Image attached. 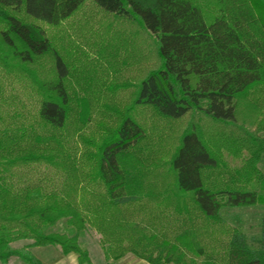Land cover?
Returning <instances> with one entry per match:
<instances>
[{"label":"trees","instance_id":"trees-1","mask_svg":"<svg viewBox=\"0 0 264 264\" xmlns=\"http://www.w3.org/2000/svg\"><path fill=\"white\" fill-rule=\"evenodd\" d=\"M212 1L209 16L201 0H91L55 35L47 27L88 0H0L15 58L51 57L50 76L27 79L19 99L35 105L30 123L9 122L0 101V264H43L12 248L19 239L93 264L78 241L87 227L110 263L264 264V0ZM138 33L151 53L138 55ZM82 48L111 61L93 67ZM186 118L163 159L145 149L152 123L172 124L160 131L175 140ZM256 205L250 244L222 212ZM62 218L72 234L48 231Z\"/></svg>","mask_w":264,"mask_h":264},{"label":"rangeland","instance_id":"rangeland-1","mask_svg":"<svg viewBox=\"0 0 264 264\" xmlns=\"http://www.w3.org/2000/svg\"><path fill=\"white\" fill-rule=\"evenodd\" d=\"M202 4H205L207 9H205V12L207 15H212L213 12L217 11L216 5L212 0H201ZM95 8L93 3H91V0H88V4L83 6L74 16L69 19L70 21L65 24H61V26L58 27H47V31L49 34H55L58 35L61 31L64 29H68L70 27L71 22L79 23V21L82 19L81 17L84 15L90 13L91 9ZM2 26V21L0 19V27ZM126 26V25H125ZM128 31L130 32L131 26L129 25V28L127 27ZM69 33V32H68ZM139 35L135 37L134 42L138 43L139 49L137 51L138 55L140 54V49H143V45L140 47V43H142L141 37L143 36L142 33H138ZM53 35V36H55ZM73 36V35H72ZM145 39V38H144ZM146 43V41L144 40ZM87 48V47H86ZM86 48H82V51H86V55L89 59L90 65H93L95 67L97 64L100 63L103 64H109V58H107V52L101 51V55L97 57V54L92 55V51L88 50ZM149 52L151 53L152 48L149 49ZM146 49H143L144 51ZM146 52V51H145ZM83 54H80L79 57H82ZM74 58V56H72ZM51 57L47 56L44 57L42 60L35 62L34 64H25L20 62L15 56L12 54L11 50L8 49L0 40V69L3 70L0 73V84L3 85L2 89V96L0 98V101L2 103L8 104V107L10 108V112L12 113L10 115V118L8 119L9 122L15 123V126H19L20 122L26 119V121L29 123L32 117L30 116L31 111L33 112V104L32 102L29 103L28 107H24L20 104V97L26 95L30 90L31 86L27 85V79L30 77H36V78H48L50 76L51 72ZM95 65V66H94ZM6 66V68H3ZM40 67L43 69L45 73V76H43V72L40 69ZM71 77V84L74 83V80L76 77L74 74L70 75ZM10 84V85H9ZM12 85V86H11ZM5 90V92L3 91ZM4 108V107H3ZM24 114V118L22 116ZM13 115V117H11ZM25 121V120H24ZM70 121H74V119H70ZM190 120L185 119L184 122L181 123V125H177L175 129V140L170 139L168 136L162 135L160 129H166L168 132L173 125L172 124H165V123H159L158 121L152 123V131L150 132V137L152 141L148 143L147 147L145 149H149L151 152H156L157 155H159L162 159L165 157V154L167 151H171L173 149V142L177 143V140L179 139V134L184 126L188 124ZM161 122V121H160ZM72 124V123H71ZM160 126V128H159ZM206 126V125H204ZM207 131L209 128L206 129ZM160 131V132H159ZM217 145V144H216ZM220 144H218L219 146ZM258 167L261 169L262 173H264V159L261 160L260 163H258ZM262 214V207L259 205L256 206H249V207H239V208H225L222 212L223 217L227 220V222L230 225L236 226L242 230V232L245 234L248 243L253 244L255 239L258 237L260 233V218ZM48 231L51 232H59V233H67L72 234L74 232L73 228L68 226L66 219L62 218L58 220L53 226H51ZM78 241L84 249L89 257V254L92 253V257L95 261H97L98 257L96 256L97 253H103V249L100 244V235L92 228L87 227L84 231H82L79 234ZM32 241L30 239H19L11 243L12 248L14 249H20L23 251H29L35 258L38 260H41V262H47V259L50 260V258L55 255V252L53 251V248L58 246L50 247L51 245L47 246H31L30 244ZM60 249V248H59ZM48 260V261H49ZM5 264H26L22 260H20L18 257H12L10 260ZM44 264V263H43Z\"/></svg>","mask_w":264,"mask_h":264},{"label":"crops","instance_id":"crops-1","mask_svg":"<svg viewBox=\"0 0 264 264\" xmlns=\"http://www.w3.org/2000/svg\"><path fill=\"white\" fill-rule=\"evenodd\" d=\"M53 247V246H50ZM55 255H53L50 260L47 259V262H42L44 264H87L80 263L78 261V255L75 252H68L67 254L61 253L60 249L55 247L53 248ZM98 257L97 261H95L92 257V253L89 254V258L93 264H150L146 260L134 255V254H126L120 260L116 262H108L105 260L103 253H97ZM49 260V261H48ZM41 261V260H40Z\"/></svg>","mask_w":264,"mask_h":264}]
</instances>
